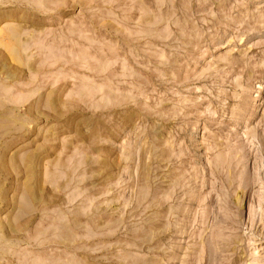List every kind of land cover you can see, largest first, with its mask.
<instances>
[{
	"label": "rangeland",
	"instance_id": "374dc122",
	"mask_svg": "<svg viewBox=\"0 0 264 264\" xmlns=\"http://www.w3.org/2000/svg\"><path fill=\"white\" fill-rule=\"evenodd\" d=\"M0 264H264V0H0Z\"/></svg>",
	"mask_w": 264,
	"mask_h": 264
}]
</instances>
